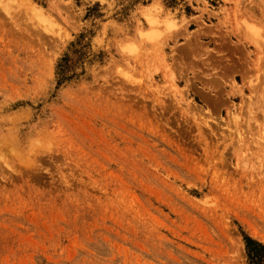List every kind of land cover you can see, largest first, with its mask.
Masks as SVG:
<instances>
[{"label":"rangeland","instance_id":"obj_1","mask_svg":"<svg viewBox=\"0 0 264 264\" xmlns=\"http://www.w3.org/2000/svg\"><path fill=\"white\" fill-rule=\"evenodd\" d=\"M255 244L264 0H0V264H264Z\"/></svg>","mask_w":264,"mask_h":264},{"label":"trees","instance_id":"obj_2","mask_svg":"<svg viewBox=\"0 0 264 264\" xmlns=\"http://www.w3.org/2000/svg\"><path fill=\"white\" fill-rule=\"evenodd\" d=\"M246 241H248V242H250V243H252V241H250V240H248V239H246ZM257 247H259V248H261V250L264 252V248L262 247V246H260V245H258V244H255ZM246 246H247V244H246ZM249 258H251V259H254V260H257V261H260L261 259H262V256H260L257 252H255V253H253V254H249Z\"/></svg>","mask_w":264,"mask_h":264},{"label":"bare ground","instance_id":"obj_3","mask_svg":"<svg viewBox=\"0 0 264 264\" xmlns=\"http://www.w3.org/2000/svg\"><path fill=\"white\" fill-rule=\"evenodd\" d=\"M250 35H251V34H250ZM253 36H255V37H257V38L259 37V35H256V34H255V35L253 34ZM255 37H254V38H255ZM256 43H257V40H256Z\"/></svg>","mask_w":264,"mask_h":264}]
</instances>
